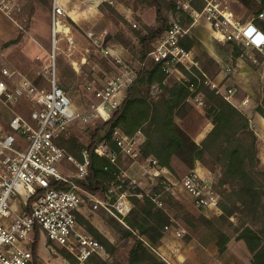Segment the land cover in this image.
Returning <instances> with one entry per match:
<instances>
[{"label":"built area","instance_id":"1","mask_svg":"<svg viewBox=\"0 0 264 264\" xmlns=\"http://www.w3.org/2000/svg\"><path fill=\"white\" fill-rule=\"evenodd\" d=\"M88 1L111 5L118 2ZM191 1L178 0L177 7L189 12L193 19L192 25L206 22L216 40L239 44L247 54L259 51L264 55V30L252 21L242 22L232 9V0H206L202 9L194 7ZM68 2L51 0L54 54L52 63L47 65L49 87L38 88L29 78L7 67L1 71L0 98L5 104L15 105L23 97H29L36 108L31 113L33 123L25 115L14 113L9 122L10 130L0 132V264H33L32 244L36 232L45 235L50 243L65 248L74 257L75 264H94L95 257L106 259L110 252L77 220V212L86 201L84 197L88 196L94 209L103 207L111 213L115 210L121 215H126L131 210L127 190L120 192L128 177L122 171L118 173L117 184L103 195L83 190L74 183L69 189L55 186L56 181L69 182L73 177L64 174L62 166L65 163L69 162L76 167L75 177L79 178L88 175L91 164L90 150L84 149L83 160H79L57 143L60 134L81 117L85 121L91 115L109 120L121 104L125 91L134 84L138 76L135 68L123 67L108 76L102 86L92 87L97 100L91 105L87 116L75 107L72 98L59 84L56 67V51L60 40L66 39L70 48L75 45L71 27L65 20L68 14L72 16L67 8ZM0 10L13 18L21 10V2L0 0ZM257 17L264 21V8L258 12ZM189 31L190 27H186L180 18L173 17L169 27L153 43L149 57L160 64L169 75L180 65H197L193 51L183 44ZM89 36L95 43L103 45L106 35L105 32L99 35L89 32ZM105 54L114 56L117 63L123 62L119 54L111 48H106ZM17 77L19 78L16 80ZM113 137L120 147L119 151L112 149L104 140L96 145L95 152L108 157L112 164L118 166L120 154L139 159V146L145 139L140 131L128 135L116 128ZM140 164L144 174L151 179L165 177L168 180L167 183L164 181L165 191L173 192L181 184L194 197L197 205L207 209H220V196L210 177H203L192 170L180 181H173L164 175L165 167L160 166L156 158L148 157L140 161ZM128 179L130 184L138 186L136 179ZM114 194L117 197L111 201ZM147 194L157 206H164L160 192ZM17 197L23 199L27 210L15 209L13 201Z\"/></svg>","mask_w":264,"mask_h":264},{"label":"rangeland","instance_id":"2","mask_svg":"<svg viewBox=\"0 0 264 264\" xmlns=\"http://www.w3.org/2000/svg\"><path fill=\"white\" fill-rule=\"evenodd\" d=\"M68 1L67 8L72 16L68 14L65 20L71 27L75 45L70 48L66 39L60 40L56 51V67L60 78L59 82L68 87L67 92L72 98L75 107L87 116L91 110V105L97 100L92 91L94 85L95 87L102 86L108 76L117 73L123 67H132L139 70L140 62L138 57L140 54V43L137 31L143 33L153 32L161 27L163 22L158 19L154 7L146 4L138 5L135 0H118L115 5L106 2L89 3L88 0ZM20 2L21 10L17 12L13 18L7 16L0 10V76L2 68L7 67L11 71H16L22 76L29 78L38 88H48L47 65L52 63L54 54L50 20L51 0H20ZM176 8L175 11L163 8V13L169 21H171L173 17L180 18L186 27H190L188 35H194L201 42L203 33H210L211 29L209 26L207 25V27L203 24V21L192 25L193 19L189 12L178 9L177 6ZM94 12L100 15H92ZM188 17L191 18V23L189 25H187ZM89 32H94L96 35L105 32L106 36L103 45L95 43L94 39L89 36ZM187 39L188 38H186V40ZM212 39L215 40L213 37ZM106 48L113 49L123 59V62L117 63L114 56L106 55ZM187 48L193 50L197 65L191 66L190 63L187 65H180L174 73L168 76L169 79L166 81L167 84L171 85L172 83L182 80L190 81L191 77L189 73L195 75L199 79H201L200 73L204 75L203 63L208 59L206 50L202 46L195 47L196 51L193 48ZM199 56H201V59ZM215 69L216 66L211 61L209 64L210 77H206L205 75L204 77L206 78V84L217 88L211 79ZM21 75H19V77H22ZM19 77H17L16 80ZM10 85L12 86L11 83ZM194 88L195 87L191 85L192 91H194ZM136 91L138 92L137 88ZM161 91L162 87L160 84L154 83L151 86L150 92L152 95L156 96ZM137 96L147 100L149 103L154 102L144 92ZM202 97L203 96L195 97L189 95L186 99L187 107L185 112H180L176 117V123L188 135L189 133L195 134L200 127L208 122L206 118H200V112L194 110V104L196 102L201 104L204 114L207 117L205 110L206 104ZM35 108V103H33L29 97H23L15 105H7L0 98V132L9 131V122L14 113L25 115L28 121L33 123L34 121L32 120L31 113ZM103 121H105L103 118L94 115H91L87 121L81 117L80 119H76L73 125L67 130L75 134L83 144L89 145L91 143V130ZM210 122L212 123L211 119ZM142 125L143 128L147 130V125ZM263 149L264 147L261 146V150ZM261 154L262 161L261 164H258L256 173L264 182V150ZM203 155L202 164L208 169L209 177L213 180L215 188L219 193L220 205L222 202L228 203V196L232 193V189L221 184L223 177L221 167L213 161L207 151L204 152ZM188 157L189 153L186 154L184 152L180 154V158L178 156H171L170 165L172 171L169 176L172 175L176 181H180L184 176L194 170L186 163ZM140 161L142 160H135L130 156H123V154H120L119 166L122 172L125 173L126 171L132 176L131 179L137 180V183H139L138 186L143 190L142 194L150 192H160L162 194L164 199V206L162 208L165 209L172 219L171 224L166 226L165 231L171 228L176 229L177 235L187 240L186 238H191L193 235L197 234V236H199L204 233H211L217 238L215 231L220 229L225 234L229 235L231 238L230 240L233 241L232 247L234 251L242 256L243 259L240 264H243L244 261H251L252 254L249 252L246 243L244 240L238 242L237 239V227H239L242 222L251 223V221L256 219V217L252 218L254 216H245L246 206L244 204H237L233 214L222 218V206L219 207L220 209L213 210L197 205L194 197L188 193L181 184H178L177 187L175 186L176 188L173 192L165 191L164 181L166 180L167 183L168 180L165 179V177H163L164 179H151L148 175H145L144 172H142L143 169ZM62 170L65 175L68 174L71 176H75L77 172L76 167L69 162L62 166ZM126 178L128 179V177ZM106 193L107 191L95 194L103 195ZM127 193L129 198V189ZM83 194L85 196L86 192ZM84 198L86 201L83 206L93 208L88 196ZM114 200L115 197L112 196L111 201ZM132 206L131 203V208ZM129 212L126 215H121L115 210L113 213L107 211V213L120 220H123ZM91 213V217H93L95 213ZM204 216L208 217L216 225V230L206 224L205 220L202 219ZM96 219L99 218H95V220ZM256 221L257 224L255 227H262L264 224V207H260ZM80 224L83 226L82 223ZM102 227L105 233L117 245L115 253H110L109 257L106 259H109L112 264H117L116 259L126 263L132 240H123L114 229L104 225H102ZM35 252L40 259V261L38 260V264L40 262L42 264H75L74 257L65 248L50 242L49 245H47V238L45 235L39 237Z\"/></svg>","mask_w":264,"mask_h":264},{"label":"trees","instance_id":"3","mask_svg":"<svg viewBox=\"0 0 264 264\" xmlns=\"http://www.w3.org/2000/svg\"><path fill=\"white\" fill-rule=\"evenodd\" d=\"M135 1L138 5L146 4L154 7L157 17L163 22V25L149 33L137 31L140 43L138 76L134 84L126 91L121 104L112 113L111 118L99 123L91 130V143L83 144L75 134L68 130H64L57 138V143L68 153L77 156L79 160H83L84 149L90 150L91 164L86 177L73 176L69 182L56 181L55 186L69 189L74 183L83 190L99 193L108 191L114 184H117L118 173L121 172L120 166L112 164L108 157L96 153L94 148L105 140L112 149L119 151L120 147L113 137L114 130L120 128L128 135H133L138 131L139 126L148 119V109H150L149 102L137 96L142 92L154 101L151 104L155 105L157 109L155 124L159 123L161 125L159 128L165 130L167 143L146 135L139 146L138 158L143 160L154 157L160 166H169L170 146L180 147L182 145V138L177 134L175 128L176 117L180 112H185L186 99L189 95L203 96L206 115L212 120L213 127L201 141L198 156L207 151L213 161L222 169L221 184L232 189V193L228 196V203L222 202L220 205L223 210L221 217L225 218L233 214L237 204L241 203L246 206L245 216H254L252 218L256 217L257 219L260 207H264V182L256 173L258 164H261L262 161V142L252 125L251 118L232 104L217 88L206 84L204 75L210 77L209 64L211 61L214 63L208 53H206L207 61L205 63L202 61L204 75L200 73L201 79L189 73L190 81L182 80L171 85L166 83L169 74L160 64L150 59L149 52L153 43L170 25L169 19L163 13V8L175 11L177 0ZM262 2L264 3V0ZM191 3L194 7L202 9L206 0H192ZM190 23L191 18L188 17L187 25ZM186 38L188 39L186 40ZM186 38L183 40L184 46L203 47L194 35H187ZM199 57L201 59V56ZM154 83H158L162 87V91L156 96L150 92ZM59 84L67 92L68 87L60 82ZM191 85L195 87L194 91H192ZM256 110L264 116V89L261 91V98ZM106 166H108L107 169ZM128 189L130 190L129 199L133 206L123 220L107 213L104 208L93 209L89 206H82L77 212L78 222L82 223L96 239L104 244L111 254L115 253L117 245L100 230V222L118 232L123 240H132L126 263L116 259L117 264H169L157 253L156 249L162 243L166 232L165 228L171 224L172 219L165 209L157 207L149 194H142L141 187L130 184V179L126 180L120 192ZM114 197L116 198L117 194H114ZM91 212L95 213V217H91ZM95 218L99 219L95 220ZM202 219L213 229L216 228V225L208 217L204 216ZM256 219L251 223L242 222L237 227V239L244 240L246 243L252 254L253 264H264V224L262 227L256 228ZM215 232L219 251L223 252L228 246L230 237L220 229ZM37 239L38 235L33 246L35 264L39 260L35 252ZM93 262L94 264H112L109 259L101 257H95Z\"/></svg>","mask_w":264,"mask_h":264},{"label":"crops","instance_id":"4","mask_svg":"<svg viewBox=\"0 0 264 264\" xmlns=\"http://www.w3.org/2000/svg\"><path fill=\"white\" fill-rule=\"evenodd\" d=\"M232 1V9L242 22L252 21L264 30V21L257 17L258 12L264 8L262 0ZM95 14L97 12H94L92 15L95 16ZM99 15L97 14L96 16ZM203 24L208 25L206 22ZM212 37L213 35L210 31V33H203L201 39L204 49L212 57L216 66L211 79L217 86L218 91L224 94L232 104L244 111L251 118L252 125L264 147V116L256 110L261 98V91L264 89V55L259 51H251L247 54L239 44L223 42L216 39L215 41ZM193 49L196 51V48ZM149 104L148 119L143 123L147 125V130L143 128V125H140L138 131H140L143 137L147 135L167 143L165 130L159 128L161 126L159 123L155 124L157 109L155 105ZM194 105V110L201 113L200 118H206L208 122L200 127L195 134L189 133V135L175 122L176 132L182 138V145L180 147L171 145V156H178L180 158V154L183 152L186 154L189 153L186 163L201 176L209 177L208 169L202 164L204 153L198 156V150L200 149L201 141L212 129V123L205 116L201 104L196 102ZM263 150H261V153ZM164 167V175L176 181L172 175L169 176L172 171L171 165ZM125 173L128 177L132 178L126 171ZM13 202L15 209L18 211L27 210L23 205V199L21 197L15 198ZM102 225L104 224L100 222L99 228L105 233ZM175 230L173 228L167 230L162 239V243L156 249L157 253L169 264H240L242 262V256L234 251L232 247V240H229L230 243L228 242L227 248L223 252H220L218 239L211 233H204L199 236L196 234L185 240L181 238L182 236H178ZM37 235L38 239L41 236L39 232H36L32 247L36 243ZM238 242H241V240L238 239ZM47 245H49L48 239ZM39 264L42 263L40 262ZM243 264H253L252 259L250 262L244 261Z\"/></svg>","mask_w":264,"mask_h":264}]
</instances>
